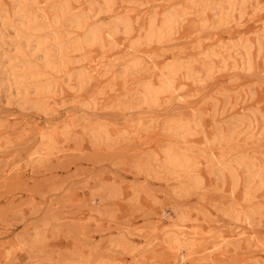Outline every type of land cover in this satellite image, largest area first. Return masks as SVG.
<instances>
[{"label": "rangeland", "instance_id": "obj_1", "mask_svg": "<svg viewBox=\"0 0 264 264\" xmlns=\"http://www.w3.org/2000/svg\"><path fill=\"white\" fill-rule=\"evenodd\" d=\"M103 1L71 3L79 12ZM221 1L111 0L115 13L140 15L141 22L177 9L184 16L171 39L156 43L157 52L124 51L120 44L139 33L120 30L117 45L94 47L88 59L70 53L72 75L53 76L56 86L42 106L33 91L23 100L8 63L0 64V264H176L172 250L160 245L181 213L196 244L179 252L185 264H264V0H234L233 17L223 25ZM60 2L39 0L42 22ZM10 7L11 0H0L7 20ZM1 33L10 42L13 32ZM138 56L140 70L124 77L128 60ZM175 61L192 65L178 92L190 108H178L172 94L159 105L144 104L136 89L154 75L152 62L160 76ZM248 62L252 67L241 71ZM81 71L89 78L83 86ZM177 119L191 122L197 134L184 141L168 130ZM102 127L110 140L98 139ZM176 145L201 156V188L155 176L153 157ZM227 162L232 171L222 170ZM210 246L215 256L203 259L201 250Z\"/></svg>", "mask_w": 264, "mask_h": 264}, {"label": "bare ground", "instance_id": "obj_2", "mask_svg": "<svg viewBox=\"0 0 264 264\" xmlns=\"http://www.w3.org/2000/svg\"><path fill=\"white\" fill-rule=\"evenodd\" d=\"M200 1L210 3L209 0ZM38 2L39 0H11L12 7L8 9L10 20H7L6 15L0 13V19L8 25V28L0 30L2 31L1 34H5L10 30L14 33L9 35L10 42H5L3 39L0 40V49L5 51L4 58L0 60V64L2 63L1 65L3 66L8 63V73L12 78L17 94L23 100H28L27 97L30 91H33L37 96L36 105L40 106L44 104L43 102L48 94L56 86V81L53 77L55 74L63 72L64 74L72 75L70 72H66L70 65V53L80 52L84 60L88 59L94 47L103 49L108 47L109 43L117 45L116 36L120 30L128 37L135 30L139 33L130 45L120 44L124 46V51L136 49L138 46H146L148 50L157 52L161 49V46L156 45V43L160 44L171 39L172 35L177 32L184 16V13L177 9L176 11L168 12L162 19L153 17L146 23L139 20L140 15L132 17L129 14L120 15L115 13V3H112L111 0H104L98 7H91L88 10L79 12L74 11L75 7L71 0H62L58 4L54 5L53 3V12L50 14V18L42 22L40 14L35 9V5ZM225 2H227V6L224 5ZM193 3L196 2L193 1ZM195 5H199V3ZM216 6L221 11V14L217 17L218 23L221 25L228 23L229 18L233 17L232 13L236 10L235 1L222 0ZM103 13H110L113 17L112 22H99L98 16ZM137 25L138 29L136 28ZM76 33L78 34L73 37ZM3 46L7 47L4 48ZM11 46L17 50L16 55H12ZM242 46L247 54H250L248 52L253 47V43L251 44L249 40H246ZM33 49L34 51L36 50V54H31ZM215 55L221 54L217 53ZM32 58L35 59L32 60ZM139 59L140 57L138 56L128 60L125 67V73L127 74L124 77L135 74L140 70L141 61ZM152 63L149 69L153 70L154 75L152 74L150 80L142 82L140 87L136 89V93L139 94L142 102L149 106H156L160 104L163 96L172 94L174 96L173 99L178 102L176 103L178 108H190V105L186 103L185 97L178 94V92L185 86L182 79L189 75L192 65L188 62L175 61L163 68V70L161 69V75L159 76L157 73V70H159L158 65L155 64L156 62ZM251 67L249 63L247 68L241 67L240 70L248 71ZM157 78L158 81H156ZM86 79H89L86 72L81 71L78 74L79 85L83 86L87 81ZM166 108L169 109L171 106L167 105ZM133 121L134 119H127L128 123ZM163 130L165 131V129ZM168 130L177 134L184 141L188 137L197 134V130L191 122L179 119L171 122ZM97 135L98 139L110 140L112 138L105 127H102L97 132ZM151 163L150 166L153 167L155 176L158 175L159 178L181 177L190 182L191 188L195 189L201 188L204 184V179L197 173L203 160L200 155H195L189 148L183 149L177 145L165 148L161 151V154H156L153 157ZM231 168L232 164L227 162V166H223L222 170L232 171ZM144 170L146 171V168ZM263 175L264 171L260 176L262 177ZM178 221L164 232L166 236L165 244L160 246L161 248L172 250L173 254L170 253L171 258L172 260H178L176 264H185L186 256L179 252L183 248L187 249V251L193 249L194 245H196L195 236L188 231L186 226L181 224V222L185 221L184 214L181 213L178 216ZM245 221H247V218ZM243 233V231L236 232L234 236H240ZM214 248L210 246L201 250L202 252L205 251L202 258H213L215 256Z\"/></svg>", "mask_w": 264, "mask_h": 264}]
</instances>
